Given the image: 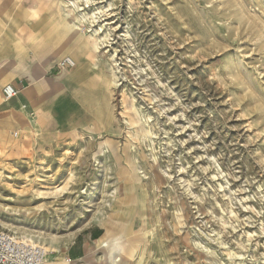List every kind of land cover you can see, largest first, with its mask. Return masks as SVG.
<instances>
[{
  "label": "rangeland",
  "instance_id": "obj_1",
  "mask_svg": "<svg viewBox=\"0 0 264 264\" xmlns=\"http://www.w3.org/2000/svg\"><path fill=\"white\" fill-rule=\"evenodd\" d=\"M58 1L88 93L0 130V229L49 264H264V0Z\"/></svg>",
  "mask_w": 264,
  "mask_h": 264
},
{
  "label": "crops",
  "instance_id": "obj_2",
  "mask_svg": "<svg viewBox=\"0 0 264 264\" xmlns=\"http://www.w3.org/2000/svg\"><path fill=\"white\" fill-rule=\"evenodd\" d=\"M77 28L81 30L77 20L58 0H0V130L7 144L19 146V132L28 134L33 125L31 115L40 120L35 123L40 130L59 110L70 113V105H56L60 93L87 96L85 82L77 79V62L85 53L80 47L86 40ZM66 58H72L76 67H60ZM96 63L94 76H113L108 87L113 108L114 71L109 63ZM8 85L19 94L5 102L3 89ZM53 124L54 130L61 129V124Z\"/></svg>",
  "mask_w": 264,
  "mask_h": 264
},
{
  "label": "built area",
  "instance_id": "obj_3",
  "mask_svg": "<svg viewBox=\"0 0 264 264\" xmlns=\"http://www.w3.org/2000/svg\"><path fill=\"white\" fill-rule=\"evenodd\" d=\"M60 67L73 69L76 63L72 58H66ZM19 91L8 85L3 89V98L9 102L16 98ZM47 249L27 238L0 229V264H48Z\"/></svg>",
  "mask_w": 264,
  "mask_h": 264
},
{
  "label": "bare ground",
  "instance_id": "obj_4",
  "mask_svg": "<svg viewBox=\"0 0 264 264\" xmlns=\"http://www.w3.org/2000/svg\"><path fill=\"white\" fill-rule=\"evenodd\" d=\"M80 18V21H84V20H86V18H85V15H82V16H80L79 17ZM98 47V46H97ZM95 60V59H94ZM101 62V61H100ZM104 62V61H103ZM93 66V65H92ZM88 69V68H87ZM81 74V73H80ZM84 74V73H83ZM85 75V74H84ZM83 77V76H82ZM86 77V76H85ZM84 77V78H85ZM101 78V77H100ZM101 109V108H100ZM104 112V111H103ZM101 116V115H100ZM100 124V123H99ZM102 125V124H101ZM105 126V125H104ZM104 132V131H103ZM1 137V136H0ZM113 245V244H112ZM104 246H105V244H104ZM107 246V245H106ZM131 248V247H130ZM110 249V248H109ZM132 249V248H131ZM130 250V249H129ZM133 250V249H132ZM49 251H50V249H49ZM107 251V250H106ZM134 251V250H133ZM134 253V252H133ZM132 256V255H131ZM105 260V259H104ZM106 261V260H105ZM107 264V263H106ZM110 264V263H109ZM114 264H116V263H114Z\"/></svg>",
  "mask_w": 264,
  "mask_h": 264
}]
</instances>
